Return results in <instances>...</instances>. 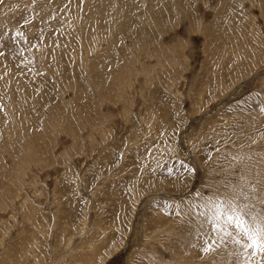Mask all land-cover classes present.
Wrapping results in <instances>:
<instances>
[{
	"label": "rangeland",
	"instance_id": "obj_1",
	"mask_svg": "<svg viewBox=\"0 0 264 264\" xmlns=\"http://www.w3.org/2000/svg\"><path fill=\"white\" fill-rule=\"evenodd\" d=\"M233 186L264 212V0H0V264H264Z\"/></svg>",
	"mask_w": 264,
	"mask_h": 264
},
{
	"label": "snow or ice",
	"instance_id": "obj_2",
	"mask_svg": "<svg viewBox=\"0 0 264 264\" xmlns=\"http://www.w3.org/2000/svg\"><path fill=\"white\" fill-rule=\"evenodd\" d=\"M239 179L243 185L245 178L241 176ZM242 195L243 188L236 191V186H233V195L230 198L226 197L223 201L214 203L213 214L210 217L214 231L222 232L224 237L229 238L235 245L251 249L253 256L264 254V212L255 213L248 204L238 203ZM229 228L232 231H229ZM209 236L206 246L202 248L205 253H213L217 249V242L211 239V234Z\"/></svg>",
	"mask_w": 264,
	"mask_h": 264
}]
</instances>
